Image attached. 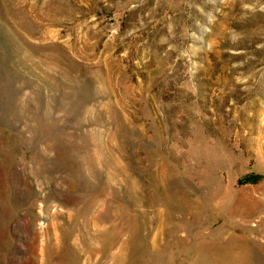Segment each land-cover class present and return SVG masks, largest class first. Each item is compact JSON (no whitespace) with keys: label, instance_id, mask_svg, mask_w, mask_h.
Listing matches in <instances>:
<instances>
[{"label":"rangeland","instance_id":"1","mask_svg":"<svg viewBox=\"0 0 264 264\" xmlns=\"http://www.w3.org/2000/svg\"><path fill=\"white\" fill-rule=\"evenodd\" d=\"M0 264H264V0H0Z\"/></svg>","mask_w":264,"mask_h":264}]
</instances>
